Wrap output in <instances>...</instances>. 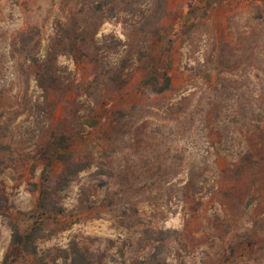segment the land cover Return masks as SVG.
<instances>
[{
    "label": "rangeland",
    "instance_id": "374dc122",
    "mask_svg": "<svg viewBox=\"0 0 264 264\" xmlns=\"http://www.w3.org/2000/svg\"><path fill=\"white\" fill-rule=\"evenodd\" d=\"M3 261L264 264V0H0Z\"/></svg>",
    "mask_w": 264,
    "mask_h": 264
},
{
    "label": "trees",
    "instance_id": "16d2710c",
    "mask_svg": "<svg viewBox=\"0 0 264 264\" xmlns=\"http://www.w3.org/2000/svg\"><path fill=\"white\" fill-rule=\"evenodd\" d=\"M168 84H169V81H168V79H167V81H166L164 87H160V88H158L157 90H158L159 92L163 91L164 88H166V87L168 86ZM67 158H68V157H67V156H64V155L61 156L62 162L66 164ZM64 176H65L64 173L61 174V175L59 176V180H60V179H63ZM50 186H51V182H50V180L47 178L46 181H45V183H44L43 189H42L41 192H40V196H39V205H38V207L41 208V209H43V210L47 208V207H46V202L49 200L50 191H51ZM55 209H56V210H55ZM57 210H60V209L57 208L54 204H52L50 211L56 213ZM18 235H19V233H18L17 231H15V235H14V240H13V242H18V241H19V236H18ZM31 236H32V235H30V234H27V235L23 236V238H24V240H25V243H26V242L28 243V242L31 241V239H32ZM3 264H5V261H3Z\"/></svg>",
    "mask_w": 264,
    "mask_h": 264
}]
</instances>
